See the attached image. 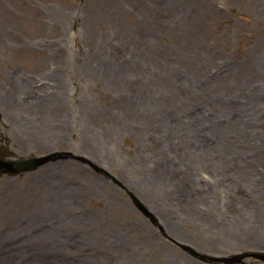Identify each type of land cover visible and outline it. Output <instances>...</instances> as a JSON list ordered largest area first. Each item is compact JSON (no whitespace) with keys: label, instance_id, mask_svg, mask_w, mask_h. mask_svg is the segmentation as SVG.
<instances>
[{"label":"rangeland","instance_id":"rangeland-1","mask_svg":"<svg viewBox=\"0 0 264 264\" xmlns=\"http://www.w3.org/2000/svg\"><path fill=\"white\" fill-rule=\"evenodd\" d=\"M79 58L89 60L87 66L96 62L98 69L133 71L140 66L146 73L163 71L177 78L194 109L190 115L184 110L182 121L196 155L195 190L183 214L169 218L167 225L150 200L90 157L67 147L21 149L0 108V158H46V164L31 172L0 169V264H264V246L221 255L203 249V243L213 242L209 225L215 212L219 215L231 200L264 204V0H0V84L25 75L54 81L56 66L63 69L68 59L67 66L74 68ZM36 83L37 90L39 80ZM71 92L61 98L64 113L72 115L81 106L92 117H76L75 111L71 122L98 130L95 110L100 101ZM82 97L90 106H83ZM105 133L115 138L111 151L125 158L145 154L158 171L164 170L167 160L153 136L154 143L148 141L141 149L131 137L110 128ZM174 145L171 157L188 150ZM217 152L242 155L240 162H232L243 166L235 171L236 186L227 194L201 165ZM50 165L56 179L86 181L87 175H97L99 184H89L93 189L72 206L26 193L32 187L23 185L39 181L40 172ZM79 165L86 172H80ZM116 199L124 213L115 210ZM16 211L20 219H14ZM113 215L115 220L109 217ZM102 219L121 232L129 226L133 241L126 243L123 233L109 234ZM136 219L145 224L146 233L131 226ZM170 225L181 235H171Z\"/></svg>","mask_w":264,"mask_h":264},{"label":"bare ground","instance_id":"bare-ground-1","mask_svg":"<svg viewBox=\"0 0 264 264\" xmlns=\"http://www.w3.org/2000/svg\"><path fill=\"white\" fill-rule=\"evenodd\" d=\"M66 61L63 69L59 66L53 69L51 75L54 76V81H45L47 78L43 75L39 78L25 75L14 77L8 84H0V108L7 116V121H10L8 122L17 144L23 150L38 152L67 147L90 157L103 169L125 181L130 189L150 200L159 218L169 225V218L183 214L188 198L195 190L197 167L193 164L196 163V155L182 121L184 110L189 115L194 112L190 94L178 86L174 75L163 71L146 73V69L140 66L133 71H118L107 66L98 69L96 62L92 61L87 66L89 60L80 58L75 61L78 65L70 68L67 65L71 63L68 59ZM125 61L138 65L144 63L138 59ZM73 69L79 71L73 73ZM36 79L40 82L37 90ZM70 91L88 95L93 103L96 99L100 101V108L95 110L100 125H94L99 131L78 121L71 122L75 111L76 117L90 119L92 113L87 109L79 106V109L74 108L72 115L64 113L67 107L62 104L61 98L68 97ZM82 102L83 106H90L86 98H83ZM105 128H110L123 137H131L141 149H146L153 136L161 157L167 160L164 170L158 171L157 165L145 154L125 158L122 152L115 149L111 151L116 144L115 138L107 136ZM190 134L193 136L192 132ZM176 143H180V148L185 150L187 147L188 150L182 151L184 154L176 152L171 157L168 152ZM240 157L242 155L238 152H217L201 164L202 168L209 171L207 176L215 179V186L225 187L221 188L222 194L229 193L236 186L238 176H235V171H241L243 164L232 162L239 161ZM247 167L245 165L242 171ZM78 169L82 173L86 172L81 165ZM231 170L234 171L230 172ZM39 176V181H29L23 185V188L32 187L31 192V189L25 192L29 195L40 194L45 200L59 206H72L73 203L84 200L89 192L87 190L93 189L89 188V184L96 186L100 179L97 175H87L84 179L86 181H76L68 177L56 179L57 171L54 165L46 167ZM240 199L238 198L237 202L231 200L219 215L215 212L214 220L211 219L213 223L209 225V236L213 242L203 243L206 254L259 251V246H264V204ZM116 202L118 205H115V210L124 213L122 203L118 199ZM22 208L28 210V206ZM24 210L20 213H25ZM109 217L116 219L114 215ZM18 218L20 219V214L16 211L14 219ZM101 221L106 222L104 226L108 228L106 231L110 232L109 234L123 233L126 243L133 241L134 236L129 226L121 232L117 230L119 226L111 227L110 220ZM131 226L146 233L145 224L140 220H133ZM170 227L173 229L170 231L171 235H181L180 229L174 225ZM0 241L2 242V239ZM130 256L135 258L136 254Z\"/></svg>","mask_w":264,"mask_h":264},{"label":"water","instance_id":"water-1","mask_svg":"<svg viewBox=\"0 0 264 264\" xmlns=\"http://www.w3.org/2000/svg\"><path fill=\"white\" fill-rule=\"evenodd\" d=\"M44 160H20L13 162V165H15L16 172H22L24 170H32L34 167H37L38 165L42 164ZM7 164V163H5ZM4 165V163L0 164Z\"/></svg>","mask_w":264,"mask_h":264}]
</instances>
